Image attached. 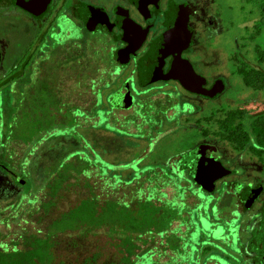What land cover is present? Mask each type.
<instances>
[{"label": "flooded vegetation", "instance_id": "af4514ba", "mask_svg": "<svg viewBox=\"0 0 264 264\" xmlns=\"http://www.w3.org/2000/svg\"><path fill=\"white\" fill-rule=\"evenodd\" d=\"M187 2L186 0H40L39 3L38 0L36 2L35 0H0V18L6 19L5 21L11 24L10 32H14L18 37L10 43V34L6 33L9 29L0 32L1 207L8 203L10 214L16 212L15 207L22 206L24 202L29 204L28 197L32 194L36 196L34 205L37 206V190L31 185V188L24 189L28 182L27 177L39 184V171L41 164L44 165L39 152L42 150L45 156L53 153L51 150H54L55 146L52 144L45 148V145L39 142H47L58 137L59 142L64 143L61 155L63 153L66 157L71 155V151L66 153V143L72 138L79 139L77 137L79 133L76 131L77 122L80 123L82 115L85 117L87 112L80 105L75 106L74 109L70 108L71 94L81 98L87 92V79L90 80V91L95 96L92 105L95 106L97 113L101 111L98 105L108 106L110 109L107 110L106 115L121 114L123 117L120 120L123 123L120 124L128 126H117V131H126L123 129L128 128L127 134L135 136L137 146L141 145L139 143L141 140L148 141L147 147L140 146L143 149L142 154L138 156L140 160L152 152V145H155L161 137L164 117L174 113L170 108L163 116V112L166 111L162 108L166 106V88L170 87V90L172 87L181 88L194 96L207 97L201 93L188 91L179 80L165 79V74L174 60L173 54L165 58L162 67L159 65L161 40L165 33L176 26L173 16L176 6H184L181 9H184L186 27L191 34L180 53L182 58L190 61L196 73L205 78L206 82L202 88L211 89L219 80L225 85L224 78L220 76L209 78L199 67V65H209V57L202 56L200 58L202 60L199 61L187 56L188 53L193 55L197 52V33L194 26L203 17L205 18L202 9L197 12L196 8L191 7ZM29 3L32 6L31 10L24 7ZM44 3L46 7L40 9V5L45 6ZM129 19L135 22L134 32L125 30L124 25ZM88 35H92L89 40H87ZM138 42H141L140 48L131 54L128 62L123 63L122 59L125 60L126 55L123 54L121 59L119 53L133 45L132 43ZM101 46L104 51L99 52L97 47ZM87 47H94V50L88 51ZM13 50L15 54H12ZM118 70L120 75L116 73ZM105 71L115 78L125 74L126 76L121 83L113 84L109 88L107 101L103 102L99 91L105 79ZM35 106L41 109L39 117L35 114ZM213 114L214 112H209L195 120L199 136L193 139V145L189 149L171 157L168 164L159 167L147 164L145 168L148 170L145 171L143 168L144 173L140 176V178L143 175L148 176L147 187L145 189L139 187L134 194L132 189L128 188L131 185H125V195L128 194L129 199H121V201L122 205L128 208L134 207L133 202L137 200V205H147L148 212L152 211V208H158L161 216L163 204L147 203V196L151 186L159 185V191L168 198L165 190L171 186L165 184L167 181L162 180V170H159L164 167L168 174L187 173L193 183L207 195L214 194L218 184L221 183L228 196L227 202L238 214L241 223L239 226L241 231L237 232V240H235L238 247L237 259L230 257L233 248L223 243L224 238H215L216 231L208 240L204 234L198 240L193 238L198 229L197 222L193 219L195 217L197 220L201 219L200 215H194V206L190 210L187 209L182 217L176 218L169 227L156 231L157 234L152 239L155 238V241L159 239V242L150 248L141 242H138L139 248L135 249L136 254L133 253L134 245L118 248V253L122 255L120 258H123V255L125 258L131 256V263L128 264H137L140 260L137 256L142 257L147 251H153V254L160 256L158 264H264V159L254 155L249 149L236 150L229 141L217 136L213 119H205ZM100 120L101 116L98 113L95 122ZM37 121L45 126L38 130L39 136L43 134L40 138L36 133L32 136L33 140L26 143L15 136L16 132L13 129L17 123L18 127H27L35 126ZM130 121L131 124L128 125ZM71 122L73 134H70ZM188 122L187 118L185 127L194 128L193 123ZM109 125V122L104 126L96 123L95 134L92 136L97 143L96 149L99 146L98 135L104 136V141L111 144L107 150L108 156L111 157L110 163H113L115 152L117 150L123 152L125 146H120L124 138L109 130ZM92 136L88 135L86 140L88 139L89 142V137ZM13 143H18L16 145L23 143L27 147L25 149L30 148V150L18 154ZM99 151L96 150L98 157H100ZM203 160L205 164L202 165ZM216 162H220L229 173L216 181L213 191L204 190L193 178V172L196 170L195 172L201 174L202 169L209 163L214 165L209 167V171L214 172ZM27 163L29 164L26 165ZM96 165L102 175H109L110 170L106 169L102 162ZM51 180L48 185H52ZM139 180L135 179L134 182ZM140 190H146L145 196L139 193ZM21 199L23 201L20 205ZM161 201L166 199L162 198ZM103 202L106 203L105 200ZM125 218L123 216L122 219ZM231 218L236 219V216L231 215ZM230 233L227 232L228 235ZM173 236L175 239L172 238L171 241L175 247L170 248L168 239ZM147 239L146 244L149 245L152 239ZM219 246L222 250L216 248ZM99 254L101 253L94 254L97 259H100L99 256L97 257ZM153 260L155 261L156 258L154 257ZM118 262L115 264H119ZM91 264L103 263L91 262Z\"/></svg>", "mask_w": 264, "mask_h": 264}, {"label": "rangeland", "instance_id": "374dc122", "mask_svg": "<svg viewBox=\"0 0 264 264\" xmlns=\"http://www.w3.org/2000/svg\"><path fill=\"white\" fill-rule=\"evenodd\" d=\"M186 1L191 7L196 8L197 12L202 10L205 12V18L203 17L194 26L197 33V52L193 55L188 53L187 56L199 61L202 60L200 59L202 56L203 58L209 57V65H199V67L209 78H217L218 76L224 78V91L216 97H198L181 88L172 87L173 90L172 88L170 90V87L166 88V106H162L163 110L166 111L163 112V116L168 113L170 108L174 110V113L164 117L161 137L155 145H152V152L140 160L138 156L142 154V148L147 147L148 141L141 140L139 142L142 145H140L141 148L137 146L135 136L132 137L127 134L128 128L123 129L126 131H117V126H128L127 124H120V122L123 123L120 120L123 117L121 114H117L118 116H112L111 113L106 115L107 110L110 109L108 106L98 105L101 109L98 112L101 120L95 122L96 115H98L95 106L92 105L95 102V96L90 91V80L87 79V92L81 98L71 94L72 104L70 108L74 109L75 106L80 105L87 111L85 117L82 115V121L77 122L76 131L79 133L77 134L79 141L72 138L66 143V153L71 151L69 157H66L64 153L61 155L64 143L59 142L58 137L47 142H39L41 145L44 144L45 148L52 144L55 146L53 147L54 150H51L53 153L44 156L42 150L39 152L42 157L41 160L44 162L39 171V184L32 182L27 177L28 182L24 189L31 188V185L34 190H37V206L34 205L35 194L28 197L29 204L24 202L22 206L15 207L16 212L11 214L9 212L10 207L7 208L8 203L0 206V250L13 249L14 247L20 249L26 235L34 234L42 237V239L51 240V248L48 246L40 247L35 251L36 259L40 261L38 264L48 260L54 264H82L85 260H93L95 263L103 264H115L118 261L119 264H128L131 263V256L125 258L123 255V258H120L122 255L118 253V248L126 246L125 238L129 242L135 241L134 254H136L135 249L139 248L138 242L145 243L143 245L150 248L159 242V239L156 241L155 238L152 239L157 234L156 231L169 227L176 218L182 217L187 209L190 210L195 206L193 213L197 216L200 215L201 219L197 220L196 217L193 219L198 225L193 238L198 240L204 234L208 240L216 231L215 238H224L222 239L223 243L233 248L230 257L237 259L238 247L235 240L241 231V227H239L241 223L238 214L227 202L228 196L221 183L218 184L214 194L207 195L193 183L187 173H183L184 175H180L178 172L168 174L164 167L159 168V170H162V180L166 179L167 183L165 184L171 186L167 188L169 197L167 198L159 191V185L151 186L147 196V203L161 202L163 204L161 205L163 209L161 216L158 208H152V211L148 212L146 204L127 208L122 205L121 201V199H129L128 194L125 195V185H131L128 188L132 189L134 194L137 193L139 187L144 189L147 187L148 176L143 175L140 178L144 170H148L145 168L147 164L158 167L168 164L171 157L184 152L193 145V139L199 136L198 125L195 124L196 119H200L201 116L209 114V112L230 108H247L251 112L264 109L262 93L254 91L244 83L242 77L235 72L236 61L233 59L236 53L242 54L244 44H246L244 51H248L250 56L254 55L253 45L255 43L264 47V25L259 36L252 41L248 40L250 33L253 32L255 22L260 16L259 0ZM5 20L0 18V32L9 29L6 33L9 32L10 43H13L18 37L14 32H10L11 24ZM90 36L92 35L87 36V40ZM88 45L90 46L89 42ZM93 48L87 47L86 49L93 51ZM97 49L99 52L104 51L103 46L97 47ZM12 54H15V50ZM104 73L106 74L105 79L99 91L103 102L107 101L109 88L113 84L121 83L126 76L125 74L115 78L108 71ZM116 73L120 75V70ZM40 110L39 106H35V114L38 117ZM107 117L110 119L108 120ZM187 118L189 119L188 123H193L194 128L185 127ZM106 122L110 124L109 130L124 138V142H120V146L123 145L125 148L122 150L123 152L118 150L115 152L116 156L113 163H110L111 159L108 156L109 152L104 136L98 135L99 159L95 158L96 152L93 146L89 144L88 139L86 140L88 135L95 134L96 123L104 126ZM19 124H21L20 120ZM72 124L71 122L69 125L70 134H73ZM130 124L131 121L128 125ZM44 127L38 121L35 126L27 127H18L17 123L13 131L16 132L15 136L29 143L30 140H33L32 136L38 134V130ZM42 135L39 136L38 134L39 138ZM16 144L13 143V146H15L18 154L30 150V148L25 149L27 147L23 143ZM103 160L108 164H104L106 162ZM72 161L82 162L81 167L76 170L78 175L73 171L75 163ZM99 162H102L103 166L110 170V172L108 171L109 175H102L96 165ZM143 168L145 169L143 170ZM70 173L75 175L72 176V179L69 177ZM60 176L67 177L62 184ZM49 179H52V185H48ZM135 179L140 180L134 182ZM145 191L140 190L139 193L144 195ZM162 198H165L166 201H161ZM22 201L23 199H21L20 205ZM69 211H75V214L70 216V220L75 222L74 227L63 233H50L52 227H58L56 221L61 219L64 213H66L64 216L66 217ZM231 215H235L236 219H232ZM123 216L126 218L125 222L121 224ZM228 231L231 232L229 235L227 234ZM147 238L152 239L149 245L146 244ZM172 238L175 239L174 236L168 239V247L170 248L175 247L171 241ZM234 244L236 245L234 246ZM216 248L222 250L220 246ZM96 252L101 253L97 255L100 259L93 257ZM153 253V251H147L142 254V257L137 256L140 258L137 264H158L160 256ZM51 255L53 256L52 260ZM205 256L206 254H204ZM154 257L156 258L155 261L153 260ZM86 264H91V262Z\"/></svg>", "mask_w": 264, "mask_h": 264}, {"label": "trees", "instance_id": "16d2710c", "mask_svg": "<svg viewBox=\"0 0 264 264\" xmlns=\"http://www.w3.org/2000/svg\"><path fill=\"white\" fill-rule=\"evenodd\" d=\"M259 10L260 16L255 22L253 32L248 37L249 41L254 40L262 31V26L264 25V0H259ZM245 45L242 47V54L236 53L233 56L236 61L235 72L242 77L247 86L254 89V91H260L264 97V47L259 43H255L253 45L254 55L250 56L247 53L248 51H244ZM205 119H213L215 134L221 139L229 141L234 149L239 151L249 149L254 155L264 159V110L251 112L247 108H230L228 110H218L212 116L205 117ZM89 144L93 146L96 152L97 143L94 137H89ZM109 147H111V144L106 141V148L108 149ZM95 156L97 159L98 156L96 154ZM72 163H75L73 171L76 173L82 162L72 161ZM73 175L70 173V179H72ZM65 179L67 177L60 176L61 184ZM137 203L138 201L135 200L133 205L136 206ZM73 214H75V211H69V214L64 217L66 215L64 213L62 218L56 221V226L58 227H52L50 233H63L71 230L74 227L73 224H75V222L70 220V216ZM123 222H125V219H122L120 223L123 224ZM124 240L127 243L125 244L126 246L132 247L134 245L133 247H135V241L129 242L126 238ZM46 246L51 248V240L42 239V237L34 234L26 235L23 239L22 248L17 249L14 247L13 249L0 250V264H38L40 261L36 259L35 251L40 247ZM93 257L96 258L95 255ZM52 258L53 256L51 260ZM87 262H93V260H85L84 263ZM50 263L52 262L48 260L41 264Z\"/></svg>", "mask_w": 264, "mask_h": 264}, {"label": "water", "instance_id": "95a60500", "mask_svg": "<svg viewBox=\"0 0 264 264\" xmlns=\"http://www.w3.org/2000/svg\"><path fill=\"white\" fill-rule=\"evenodd\" d=\"M38 1L40 3V0ZM43 5L45 6L40 5V9H44L46 7L45 3ZM24 7L29 10H31L32 8L31 3L25 5ZM175 8L176 9L173 12V16L175 17L176 26L173 30L165 33L160 44L159 65H161V67L163 63H165V58L167 56L172 54L174 55V60L168 72L165 74V79L179 80L188 91L201 93L207 97H215L217 94L224 91L225 85L223 81H217V83L211 89L202 88L203 84L206 82L205 78L196 73L191 62L183 59L180 54L183 47L188 42L191 34L186 27V14L184 12V9H181L184 8V6H176ZM134 26L135 22L130 19L127 20L124 25L126 32L136 31ZM132 44L133 45L126 47L122 52L119 53V57L121 59L123 54L126 55V59H122L123 63L128 62L131 54L135 53L141 46V42ZM203 164H205V160L202 161V165ZM210 166H214L213 163L205 165L204 169H202L201 174L195 172L196 170H194L193 172V178L201 186V188L207 191H213L216 186V181L229 173V171L226 170L220 162H216V168L214 172L209 171Z\"/></svg>", "mask_w": 264, "mask_h": 264}, {"label": "crops", "instance_id": "0c3cea01", "mask_svg": "<svg viewBox=\"0 0 264 264\" xmlns=\"http://www.w3.org/2000/svg\"><path fill=\"white\" fill-rule=\"evenodd\" d=\"M167 189V188H166ZM165 192L167 193V190H165ZM168 195V194H167ZM168 197H169V195H168ZM169 200V199H168Z\"/></svg>", "mask_w": 264, "mask_h": 264}]
</instances>
